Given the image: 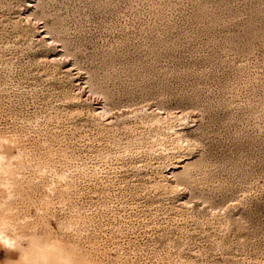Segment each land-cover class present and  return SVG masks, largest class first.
<instances>
[{
  "label": "rangeland",
  "instance_id": "374dc122",
  "mask_svg": "<svg viewBox=\"0 0 264 264\" xmlns=\"http://www.w3.org/2000/svg\"><path fill=\"white\" fill-rule=\"evenodd\" d=\"M0 136L25 247L264 264V0H0Z\"/></svg>",
  "mask_w": 264,
  "mask_h": 264
},
{
  "label": "bare ground",
  "instance_id": "6f19581e",
  "mask_svg": "<svg viewBox=\"0 0 264 264\" xmlns=\"http://www.w3.org/2000/svg\"><path fill=\"white\" fill-rule=\"evenodd\" d=\"M27 17V16H26ZM27 19V18H26ZM39 28V27H38ZM42 31V30H41ZM48 38V37H47ZM41 39V38H40ZM43 39V38H42ZM47 43V42H46ZM52 45V44H51ZM58 57V56H57ZM58 60V59H57ZM53 61H56L55 59ZM73 71V70H72ZM77 75V74H76ZM78 76V75H77ZM79 80V79H78ZM77 80V81H78ZM82 85V84H81ZM78 85V86H81ZM89 97V96H88ZM100 104V103H99ZM98 104V105H99ZM104 107V106H103ZM151 108V107H149ZM105 109V108H104ZM104 109H98L100 115H105L106 112ZM153 109V108H151ZM97 110V111H98ZM148 110V109H147ZM139 111V110H138ZM150 111V110H149ZM154 111V110H153ZM152 111V112H153ZM156 111V110H155ZM96 112V111H94ZM144 112V111H142ZM147 112V111H146ZM157 112V111H156ZM131 112L124 113L123 115L119 116L120 117H125L127 118L128 114ZM133 113V112H132ZM167 115V114H165ZM169 115V114H168ZM176 116V115H175ZM180 116V114H179ZM178 116V117H179ZM184 116V115H183ZM182 116V117H183ZM104 117V116H103ZM114 117V116H113ZM116 117V116H115ZM177 117V116H176ZM177 117V118H178ZM109 119V118H108ZM113 121V119H111ZM110 120V121H111ZM118 120V119H117ZM183 121V118H181ZM180 120V121H181ZM111 121V122H112ZM179 133V132H177ZM184 138V137H183ZM3 137L0 136V150L2 151V148L4 147V144H6ZM185 141V138H184ZM2 153V152H1ZM0 153V167L4 164H6V158L3 156V153ZM6 162V163H5ZM180 162V161H179ZM182 163V162H181ZM180 164V163H179ZM181 165V164H180ZM178 165V166H180ZM2 168V167H1ZM177 168V167H176ZM2 170V169H0ZM171 173V172H170ZM172 174V173H171ZM173 175V174H172ZM7 222L3 219L0 218V247H3L6 251H9L13 254H17L18 258V263L19 264H70V259L69 256L64 254V251L62 248H60L57 244L55 243H50L44 241L42 238L37 237V236H31L25 241L27 242V246H23V241L22 237L19 236H13V235H8L6 233V227ZM7 238L9 241V245L6 247L3 240L4 238ZM15 264V263H14Z\"/></svg>",
  "mask_w": 264,
  "mask_h": 264
},
{
  "label": "clouds",
  "instance_id": "9594fccd",
  "mask_svg": "<svg viewBox=\"0 0 264 264\" xmlns=\"http://www.w3.org/2000/svg\"><path fill=\"white\" fill-rule=\"evenodd\" d=\"M3 242H4L6 247L9 245V241H8V239L6 237L4 238Z\"/></svg>",
  "mask_w": 264,
  "mask_h": 264
}]
</instances>
